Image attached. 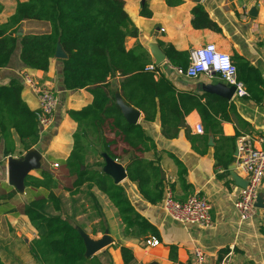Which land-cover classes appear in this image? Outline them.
Instances as JSON below:
<instances>
[{"label": "crops", "instance_id": "obj_1", "mask_svg": "<svg viewBox=\"0 0 264 264\" xmlns=\"http://www.w3.org/2000/svg\"><path fill=\"white\" fill-rule=\"evenodd\" d=\"M145 4L152 12L151 17L141 15ZM198 4L205 8L220 31L193 26L192 10ZM15 8L16 4L6 14L7 3L0 0V24L7 21ZM125 9L139 29L137 37L126 38L127 50L141 52L146 67H154L155 78H164L172 85L178 100L177 108L181 113L178 117L176 109H167L168 120L163 125L159 98H156L158 105L155 120H145V114L139 110L138 123L143 124L155 144L154 149L142 156L159 167L161 178L165 179L164 196L167 188H171L175 198L180 201H186L195 192L205 195L212 204L214 224L205 228L173 219L165 212L163 200L157 203L146 200L140 193L138 182L130 181L126 175L121 183L126 187L136 209L157 227V238L161 242L158 246H149L145 240L154 235L142 238L126 235L117 208L107 195L93 186L91 191L97 204H91L90 209L98 211L94 222H98L102 229L97 234L101 239L93 240L101 241L105 237L109 240L95 255L103 258L105 264H125L122 252L125 246L134 254V260L129 264H195L193 247L198 245L206 251V264H220L225 257L230 258L231 264H264V182L260 189L262 206L258 207L252 219L241 220L235 207L247 180L246 173L236 166L237 139L241 135H250L257 141L264 137V100L257 102L251 96L238 97L233 94L231 99L226 98L229 101L228 118H224L222 114H215L207 105L208 94H219L222 97L218 90L226 82L219 74L203 73L197 78H189L167 65L169 60L166 56L164 61L158 63L155 55L157 50L164 54L160 46L163 42L187 52L191 61L199 47L213 42L220 50L229 53L235 63L243 60L259 68L264 78V0H125ZM39 27L44 32L50 30L48 22L26 20L22 24L23 34L43 33L36 32ZM17 51L9 64L0 69V82L6 84L14 77L19 76L21 79L22 73L31 74L42 87L56 93L59 103L53 122L47 128L40 129V140L35 146L27 150L23 144L18 143L15 153L4 157L3 144L0 145V230L6 223L13 224L20 218L30 222L26 215L16 214L14 209L34 198L37 193L44 192L43 188L24 187L27 199L22 198L19 192L9 198L16 189L9 179L11 158L21 160L34 151L38 165L28 174L41 177L43 169H50L57 177L59 186L65 183L68 196L81 195L87 188L83 186L75 195L67 189L71 178L64 165L72 151L73 135L77 130V123L67 111L87 106L93 101V95L86 88H64L61 58L54 57L49 70L44 72L26 67L20 59L21 49ZM111 80L117 83L120 77ZM22 95L33 110L39 108V98L30 88L25 87ZM196 101L207 105L210 113L220 122V129L217 126L213 129L203 121L194 108ZM189 108L191 110L188 112ZM198 123H202L203 133L196 131ZM177 160L186 169L184 180L179 177ZM118 162L125 167L123 162ZM54 163L60 166L55 168ZM101 169L105 170L104 167ZM58 188L55 192L60 195ZM20 200L21 203H18ZM172 247L176 248L174 260L171 258Z\"/></svg>", "mask_w": 264, "mask_h": 264}, {"label": "trees", "instance_id": "obj_2", "mask_svg": "<svg viewBox=\"0 0 264 264\" xmlns=\"http://www.w3.org/2000/svg\"><path fill=\"white\" fill-rule=\"evenodd\" d=\"M192 13L195 28L220 31L202 5L195 6ZM141 15L151 17L147 4L142 7ZM26 20L48 22L50 30L19 35ZM138 35L139 29L125 9V0H18L14 13L0 24V69L9 64L20 48V59L26 67L47 72L58 45L62 46L67 54L66 58L59 59L64 88H86L93 95V101L87 106L67 111L77 123L73 148L64 165L71 178L67 189L75 195L85 185L96 186L117 208L125 226L124 233L142 238L158 237L157 227L136 209L126 187L116 183L101 167H105L107 156L123 162L128 179L138 182L140 193L151 203L164 199L165 179L161 178L159 167L142 156L155 148L152 138L142 123H130L126 119L117 103V94L128 105L141 110L147 121L156 118V98H159L163 125L168 120L167 109H176L178 117L181 113L172 85L164 78H155L156 71L146 67L141 52L127 50L126 38ZM160 46L171 65L188 67L187 52L177 50L172 44L161 42ZM235 64L249 96L262 102L261 70L243 60ZM116 76L120 77L117 83L111 80ZM24 88L19 76L6 84L0 82V145L3 144L4 157L14 154L18 143L28 150L40 140L37 113L24 100ZM207 98L209 109L228 118L227 97L208 94ZM181 102L184 103L182 97ZM207 105L196 101L194 108L203 121L213 129L215 126L220 129V122ZM91 155L96 157L94 163L88 162ZM177 165L179 177L184 180L186 169L178 160ZM24 185L44 189L14 209L16 214L26 215L38 232L30 248L35 260L40 264H105L98 255L86 256L87 247L77 224L61 214L62 199L55 192L59 185L53 171L43 169L41 177L28 174ZM17 192L15 189L9 198ZM50 205L56 213L49 211ZM175 249L172 247V260L176 258ZM122 252L125 264L134 260L131 249L123 246ZM0 264H6L1 255Z\"/></svg>", "mask_w": 264, "mask_h": 264}, {"label": "built area", "instance_id": "obj_3", "mask_svg": "<svg viewBox=\"0 0 264 264\" xmlns=\"http://www.w3.org/2000/svg\"><path fill=\"white\" fill-rule=\"evenodd\" d=\"M166 63L180 75L189 78H197L203 73L207 75L217 73L226 82V85L235 88V96H249L245 83L238 77V69L232 56L220 50L213 42L199 47L186 69L174 67L168 61ZM149 68L154 69L153 66ZM21 79L24 87L30 88L38 96L40 105L36 110L37 120L41 129L47 128L54 120L59 103L56 93L52 89L42 87L31 74L22 73ZM196 131L203 133L202 123L196 125ZM59 166V163H54L55 168ZM236 166L247 175V184L241 188L235 203L241 220L246 221L252 219L258 210L257 199L264 182V137L258 141L250 135L238 137ZM163 208L170 217L184 224L205 228L212 227L214 224L211 213L212 204L200 192H195L186 201H180L168 188L163 199ZM145 242L149 246H158L161 241L156 236H150ZM193 253L195 264H206L207 255L203 247L194 246ZM220 264H231V260L229 257H225Z\"/></svg>", "mask_w": 264, "mask_h": 264}, {"label": "rangeland", "instance_id": "obj_4", "mask_svg": "<svg viewBox=\"0 0 264 264\" xmlns=\"http://www.w3.org/2000/svg\"><path fill=\"white\" fill-rule=\"evenodd\" d=\"M4 1L7 3L8 9L6 10V14H8L13 10L18 0ZM20 31L24 33L23 28H21ZM36 32L44 31L40 28L37 29ZM95 161L96 157L94 155L88 157L89 163H94ZM64 185L65 183H63V186H59L58 188L60 193L59 196L62 199L61 214L75 222L85 236L90 239H101L100 236L97 237L98 232L102 230L101 226L98 222H94L98 211L90 209L91 204H97L96 198L91 191V187L93 186L86 185L87 188L81 195L68 196L65 193L66 189ZM17 191L21 193L20 195L22 198L27 199V194L24 193V188H17ZM18 203H21V200L18 201ZM49 211L56 213L52 205L49 206ZM84 222L86 223L85 225L81 224ZM105 231H107V228ZM36 236H38L37 230L26 219L23 220V218H20L16 222H13V224L10 222L6 223L4 228L0 230V255L5 263L40 264L30 254L32 240L36 238Z\"/></svg>", "mask_w": 264, "mask_h": 264}, {"label": "water", "instance_id": "obj_5", "mask_svg": "<svg viewBox=\"0 0 264 264\" xmlns=\"http://www.w3.org/2000/svg\"><path fill=\"white\" fill-rule=\"evenodd\" d=\"M19 35L23 34L22 31L18 32ZM156 58H157V62L161 63L162 61H164L165 59V54H163L161 51L157 50L155 52ZM55 57L58 58H66L67 54L66 52L63 50L61 45H58L57 51H56V55ZM222 96L227 97L229 99H231V97L234 94L235 88L234 87H230L228 85H224L223 87H221L218 90ZM117 103L120 105L123 114L125 115L126 119L130 122V123H138V119H139V110L137 108H134L130 105H128L119 94H117ZM35 152L32 151V153H29L27 156H25V158L21 159V160H17V159H13L11 158L9 161V179H10V183L19 189H22L25 187L24 185V179L26 177V175H28V172L37 167V163L35 161ZM107 163L105 165V171L108 172L116 181V183H121L126 175V169L125 167L123 168V166L116 160H113L110 157H106ZM244 186L247 184V181L244 182ZM243 186V187H244ZM262 198L259 195L258 199H257V206L261 207L262 205ZM79 229V228H78ZM81 235L84 237L85 240V244L87 247V251H86V256H92L95 255V253L99 250H102L108 243L109 240L107 237H105L104 239H102L101 241H94L93 239H90L89 237L85 236L83 234V232L79 229Z\"/></svg>", "mask_w": 264, "mask_h": 264}]
</instances>
